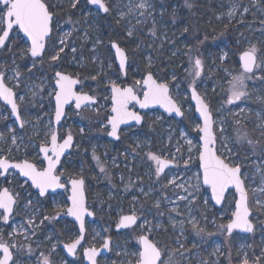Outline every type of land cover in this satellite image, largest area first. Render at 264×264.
<instances>
[{
    "label": "snow or ice",
    "instance_id": "snow-or-ice-1",
    "mask_svg": "<svg viewBox=\"0 0 264 264\" xmlns=\"http://www.w3.org/2000/svg\"><path fill=\"white\" fill-rule=\"evenodd\" d=\"M81 3L82 0H67V7L72 11L68 14L66 23L73 27L69 31L62 32L56 9L63 8V4L55 5L50 0H0V51L11 50L10 44L13 39L11 34L15 33V39L23 41L27 45L21 49L20 58L30 60V63L18 65L14 58L11 66H0V101H3L6 106H10V115L15 117V121L19 125V129L8 127L10 133L8 136L0 133V142L4 145L0 147V177L5 181L9 177L23 178L21 184L36 189L39 197H46L49 192L56 193L58 189L68 194L64 204L53 202L54 214L44 215L38 224L35 217L37 209L33 206L31 199L27 200L26 205H21L18 192L9 187H0V221L4 225L12 227L10 219L14 218L20 207L31 208L33 213L28 216L27 225H22L19 233L17 229L7 233L0 230V264H19L16 252L23 250L24 246L14 241L15 235H24L25 239L30 241L26 250L31 255L33 253L32 244L35 243L31 238L37 236L36 230L45 221H58L62 215L73 217L78 222L77 235L63 247L72 256L77 254L78 248L83 247L82 242L85 240L86 232L85 218L92 217L94 213L87 203L83 170L73 175L66 174L64 169V164L69 162L67 157L72 155V150L79 149L71 127L66 128L62 123L67 118L66 108H73L77 115L85 110L91 111L93 116L89 119L94 117L101 129H107V135L115 140L121 139L122 132L144 124L148 112L141 110H149L158 106L169 116L173 114L177 117L185 116L186 110L184 102L180 99L182 93L179 91V84L173 83L177 81L176 74H170V81L165 76L159 75L158 71H154V58L148 56L142 69L139 64H136L133 69L139 78L129 82L128 70L133 68V64L130 62L125 48L121 47L116 40L110 42L111 49L115 50V60L118 61L120 71V76H117L116 79H112L104 70L105 66L109 69L112 68V61L105 65L98 56H92V62L98 63L99 67L95 74L90 76V79L96 82V88L103 85V90L107 95L101 97L94 88L85 91L84 79L89 77L82 79L79 74L74 75L57 70L61 68V53H64L66 48L70 47L72 53L77 52L76 47L71 46L69 41L74 37L75 32L81 31L79 25L87 23V17L90 15H115L117 24L125 22L128 25L126 35L129 38L134 36L136 25L146 23L147 19L152 17L153 25L149 29V34L152 37H157L156 21L153 16L154 0H85L86 6L83 10ZM184 6L191 9L193 7L192 0H184ZM236 11L237 5L233 4L227 13L229 23L235 17ZM248 11L249 9L244 7L243 12L247 13ZM76 12L81 13L84 17L83 21L72 19ZM172 16L174 23L175 9L172 11ZM133 19L136 21L135 25L132 24ZM261 23L264 24V21ZM91 27L89 25V28ZM184 32H189V28L185 27ZM90 35V32L85 31V40ZM164 40H169L166 33ZM207 40L208 37L205 36L203 40L198 39L197 43L199 46H203ZM169 42L175 43L171 40ZM163 43L164 41H161L160 47H163ZM100 44H103V41L97 38L92 48L93 53L96 51V46ZM185 48L187 50L183 54L188 58L189 65L184 69L189 78L188 90H190L191 100L195 101V111L202 120L201 123L193 125L196 140L189 138L187 132L181 131L180 139L183 144L178 142L175 153L170 150L167 152L165 150L145 152L144 155L150 162L152 185L145 190V187L142 186L143 178H138L141 183L137 187L146 200L154 191L163 192L161 199H156L153 206L159 210L162 200H166L172 205L168 209V220L174 231L179 228L181 236L187 228H190L195 235L201 238L213 235L207 231L208 217L198 211L196 215H193V212L199 207L198 201L203 192L210 193L206 199H203V205L207 207L211 202L214 206H221L222 219L227 218V223L216 224L215 220L211 222L217 232L223 234L226 240L230 239L237 231L253 233L255 225L250 218L253 216V209L264 213V167L257 165L256 171L260 174V183L258 186L252 187L255 180L248 175L245 160H242L236 150L230 147L232 138L226 135L225 122L214 118L205 98L197 91L198 81L204 71L200 48L187 44ZM176 55L177 52L173 51L172 56ZM46 56L47 61H45ZM219 59L221 62L226 61L228 52H223ZM38 62L40 64L46 62L51 69V74L46 75L39 84L26 83L21 69L32 73ZM238 63L239 70L236 72L224 69L229 77L226 81L228 85L226 103L228 105L250 98L247 81L253 79L264 81V54L260 53L255 44L239 51ZM22 88L27 90L24 94H20ZM29 93L32 98L36 96L43 98L45 94L47 95L52 113L46 121L40 116H37L34 122L23 118L21 109L29 101ZM101 99L104 103H100ZM255 100L264 104L262 96H256ZM243 111L241 109V112ZM0 118L6 119L7 117ZM162 119L163 117L157 116L154 123L160 122ZM235 123L237 127L233 142L247 143L252 146L253 154H255L256 145L260 141H254L247 131L241 130L245 126L240 119H236ZM122 125L126 128H122ZM26 128L32 130L27 139L24 135H20V131ZM258 128L261 136H264V124L258 125ZM84 132L85 128L80 127L81 136ZM34 139H38L40 143L34 145ZM171 140L172 136L170 135L169 143ZM29 147L36 148L38 159L14 155L19 153L22 148L27 152ZM142 147L141 142H135L133 153L139 155L137 150ZM182 148L184 151L181 150ZM93 159L97 162L100 172L106 173L107 169L101 164L100 157L95 155L94 147ZM181 164L186 173L191 171L193 166L196 169L184 182H180L179 173L172 174L173 168H180ZM133 183L135 182L130 180V184L126 185V188ZM169 189L180 190L174 193L175 200L167 196L166 193ZM136 201L137 197H133V205L129 214L121 215L116 225L117 230L121 228L135 230L134 226L142 230L141 234L136 237L139 245L138 250L128 253L133 257L128 264H175V254L179 253L180 256H183L184 252L181 249L184 251H188V249L177 240L179 247L171 254L162 250L160 243L155 238H150L151 233L162 225L160 223L152 225L146 216L137 215ZM180 202H184L183 212ZM140 207L143 208V205ZM173 213L175 216L172 215ZM158 215L163 216L164 212L159 211ZM198 216L200 218H197ZM176 217L184 218L177 220ZM97 235L99 234L97 233ZM45 239L51 242L52 237L46 236ZM110 245L111 239L106 237L103 239L101 248L95 246L83 248V256L89 264H99L97 258L102 251H110ZM37 247H39L38 243ZM56 248V244H51L47 254L40 252L38 264H54L52 254L55 253ZM217 254H223L219 247L212 253V255ZM238 256L237 264H264V248H261L259 254L253 252L251 255L247 251L241 250L238 252ZM201 264H208V262L202 261ZM212 264H216V262L214 261ZM229 264H231V255H229Z\"/></svg>",
    "mask_w": 264,
    "mask_h": 264
},
{
    "label": "rangeland",
    "instance_id": "rangeland-1",
    "mask_svg": "<svg viewBox=\"0 0 264 264\" xmlns=\"http://www.w3.org/2000/svg\"><path fill=\"white\" fill-rule=\"evenodd\" d=\"M213 1V6L208 11L214 10V13L208 18L217 24L219 31L229 29L233 35V42L229 44L226 38H222L221 40L217 39L212 43L211 47L200 50L204 61V71L198 81L197 90L208 103L211 100L210 96L216 94L213 102L214 118L225 122L224 126L227 130L226 135L232 138L230 147H233L240 158L245 160L246 171L248 175L255 180L252 187H256L260 183V174L256 171L257 165L264 167V136H261L260 129L258 128V125L264 124V104L256 102L255 97L258 95L264 97V81L255 79L247 81L250 98L238 101L233 105H228L226 103V90L228 88L226 81L229 77L224 69H229L233 72L238 71L239 51L247 48L251 44H255L260 50V53L264 54V24L261 23V21H264V0ZM207 2L210 3L211 1L207 0ZM233 4L237 5V11L235 17L232 18L231 23H229L227 13ZM154 5L155 9L153 16L156 21L157 37H152L149 34V29L152 28L153 25L152 17H149L146 23L136 25L135 34L131 38L126 35L128 25L125 22L120 23L123 28L122 35L118 34L117 28L114 29L112 23L109 24L110 34L108 36L109 38L111 36H119L121 38L122 46L127 51L129 60L133 64V68L128 70L130 81L139 78V76L134 73L133 69L136 64H139L142 69L148 56L154 58V71H158L159 75L165 76L170 81V74H176L177 81L173 83L179 84V91L182 93L180 99L184 102V109L186 110L185 116L177 120L175 117L168 116L159 109L149 110L147 111V119L142 125V129L125 132L127 133V138L130 140L131 146L128 148H119L115 142L108 138L107 129H101L100 124L95 118L89 119L90 116L85 115L86 111L77 115L73 108L67 109V118L62 123L66 128L71 127L72 131L76 132L80 137L77 140L79 149H74L72 155L67 157L69 162L66 163L65 170L68 171V174L73 175L83 170L84 177L86 175L89 176V183L87 185L89 198L87 203L91 209L96 210L99 214L97 220H89V240L83 244L81 250L87 248V245L90 243L92 245L103 244V239L106 238V235H111L113 224L116 221L118 222L123 213L130 212L133 205V197H137L136 210L139 212V215L142 217L146 216L147 219L151 221L152 225H156L157 223L162 225V227L151 233V236L162 245V249L171 254L179 247L177 240L188 249V251L181 249V251L184 252L183 256H180L179 253L175 254V264H201L202 261H207L208 264H212L214 261L216 264H229V255H231V264H237L239 251H247L251 255L253 252L259 254L261 248H264V213H261L255 208L253 209V216L250 217L255 225V231L253 233L243 234L234 232L233 236L226 240L225 236L217 232L211 222L215 220L216 224L227 223V218L222 219L221 206L216 207L211 202L207 207L203 205V199H206L210 195L208 192H203L201 199L198 201L199 207L193 212V215H196L197 211L205 214L209 221L207 231L213 233V235L201 238L195 235L190 228H187L181 236L179 228L174 231L168 220V209L172 207V205L166 200H162L159 210L153 206L156 199H161L163 192L154 191L146 200L137 187V185L141 183L138 178H143L142 186L145 187V190L152 185L153 178H150V162L147 161L144 153L149 150L153 152H159L161 150L167 152L170 150L172 153H175L178 142L183 144V141L180 139V132H187L189 138L195 141L196 133L193 131V125L194 123H200V120L195 115L194 106L190 101V91L188 90L189 78L184 71L185 68L189 67L188 58L183 54L187 50L185 45L193 46L189 36L184 32V28L187 27V21L184 18L186 14L183 8H189L184 6V0H154ZM244 7L249 9L247 13L243 12ZM173 9L176 10L174 23L172 16ZM161 12H163V15H161ZM132 24H136L134 19L132 20ZM66 25L67 24L60 21V29L62 32L69 31L73 27L71 24H68V26ZM84 25V27L79 25L81 28V31H77L79 37L69 41L71 46L76 47L77 52L72 53L69 47L65 49L64 53H61V56H63L67 66L73 70L74 74L80 75L81 69L89 64L94 71L90 75H82L83 79L89 77L88 79H84L85 87L87 89L94 88L100 90V92L105 95L107 93L103 90L104 86L101 85L100 88H96V82L90 79V76L94 75L99 67L98 63L94 64L92 62V56H98L100 60L104 61L105 65H107L109 61H112V68L109 69L105 66L104 69L112 79H116L117 76H120V71L116 65V60L111 48L108 50L109 53L107 55H103L101 52L100 46H104V42L110 45V42L108 39L106 41L102 39L103 22L99 14L89 16L87 23H84ZM89 25L92 26L90 28L92 32L90 31L91 35L85 40L84 32L88 31ZM225 25H227V28H225ZM165 33L169 40L175 42L174 44L170 43L169 40H164ZM97 38L102 40L103 44L97 45L96 51L93 53L92 48ZM13 39H15V36ZM161 41H164L163 47H160ZM138 45H140V47H137ZM173 51L177 52L176 56H172ZM223 52H228V59L221 62L219 56ZM14 58L13 55H11L8 60L0 58V66H11ZM7 61L10 63L9 65H7ZM15 63L23 65L25 63H30V60L23 63L15 58ZM21 71H23L24 74V81L28 84H39L46 75L51 74L40 66L33 69L32 73H28L23 68ZM257 75H260V73H257ZM25 91L27 90L22 88L20 94H24ZM220 94H222V96ZM100 103H104L103 99H101ZM41 105H43V107H41ZM22 107L23 118L33 122L36 120L37 116L43 117L46 121L48 116L52 113V109L48 105V97L46 94L43 98L40 96L32 98L31 93H29V101ZM37 109L40 111H37ZM241 109L244 111L241 112ZM234 113L236 114L235 116L233 115ZM0 114L5 115L4 112ZM157 116H161L163 119L160 122L154 123ZM236 119H240L245 126L241 129L242 131H247L254 141H260V143L256 145L255 154H253L252 146L247 143L240 144L233 142L235 138V128L237 127L235 123ZM94 122L98 125L93 126ZM10 127L19 129L15 119ZM80 127L85 128L83 136L79 133ZM31 131V128H26L20 131V135H24L27 139ZM170 135L172 136L171 143H169ZM137 141L141 142L143 145L142 149L137 150L139 155L134 154L132 151ZM39 143L40 141L38 139H34V145H38ZM3 146V143L0 142V147ZM93 147L95 148V155L100 157L101 164L107 169L106 173L100 172L97 162L93 159ZM181 150L184 151L183 148ZM14 155L26 157L28 159L39 158L36 156L35 147H29L27 152L22 148L19 153ZM75 156L81 157L80 160L76 162V167H74L73 164ZM84 159L87 160V166L83 161ZM195 171V166H193L191 171L186 173L181 164L180 168H173L172 174L179 173L181 178L180 182H184V180ZM130 180L135 183L126 188V185L130 184ZM21 181L22 178L13 179L9 177L8 180L5 181L0 177V187H9L13 189V191L18 192L21 205H26L27 200L31 199L33 201V206L37 209L35 217L38 224L39 221L43 219L44 215L51 216L54 214L53 202L60 204L65 203V198L68 195L67 193L59 192L53 195L49 194L46 197H39L35 189L27 185H22ZM164 182L166 183V180ZM97 187H100L101 190ZM156 187L158 188L159 186ZM179 191V189H169L166 194L169 198L175 200L176 197L174 193ZM183 203L184 202H180L182 212L184 211ZM141 205H143V208L140 207ZM159 211H163L164 215L159 216ZM32 214L31 208L20 207L17 209L14 218L10 219L12 227H8L0 221V230L7 233L12 232L13 229H17L19 233L21 226L27 225V218ZM172 215L175 216V213ZM183 218L184 217H176L177 220ZM197 218L200 217L198 216ZM36 231L37 236L31 238L32 241H35V243L32 244L33 253L31 255L28 254L26 250V246L30 241L25 239L24 235L17 234L14 236V241L24 246L23 250L16 252V258L19 264H38L40 260L39 253L44 252L47 254L51 244L57 245L55 253L52 254L54 264H81L80 258L76 260L67 258L60 247L61 242L67 241L70 236L76 233L72 221L69 218L61 216L58 221H45ZM137 231L141 232L142 230L137 228ZM97 233L99 235H97ZM134 233V230H129L119 236L114 235V238L111 240L112 253L103 258L101 264H128V262L133 259L128 253L135 251L127 252L126 244L130 239L136 238ZM46 236L52 237L51 242L45 239ZM37 237H39V240H37ZM226 242L228 244H226ZM37 243L39 247H37ZM217 247L220 248V252L223 253L222 255H212Z\"/></svg>",
    "mask_w": 264,
    "mask_h": 264
},
{
    "label": "flooded vegetation",
    "instance_id": "flooded-vegetation-1",
    "mask_svg": "<svg viewBox=\"0 0 264 264\" xmlns=\"http://www.w3.org/2000/svg\"><path fill=\"white\" fill-rule=\"evenodd\" d=\"M50 2L51 3H53V4H55V5H60V4H63L64 5V7L63 8H57L56 9V12H57V18L59 19V21H62V22H64L65 24H67L66 26H68V23H66V21L68 20V14L72 11L71 9H69L68 7H67V0H50ZM86 5H85V0H82V3H81V8H82V10L84 9V7H85ZM183 9H185V8H183ZM184 11V10H183ZM184 13L186 14V11H184ZM91 16V15H90ZM99 17H100V19H101V21L103 22V25H102V39L104 40V41H106L107 39H108V41L109 42H111L112 40H116V41H118L119 43H120V46H122V41H121V38L118 36V37H115V36H111L110 38H109V34H110V29H109V24H113V26H114V29H116L117 28V32H118V34L119 35H122V33H123V28H122V26H121V24H117L116 23V17H115V15H109V16H104L103 14H99ZM72 19L73 20H77V19H79V20H81V21H83L84 20V17L81 15V13L80 12H76L73 16H72ZM87 19H89V16L87 17ZM109 22V23H108ZM81 26L82 27H84L85 25H84V23H82L81 24ZM89 32L91 31V29L88 27V29H87ZM92 32V31H91ZM12 35V37H14L15 36V33H13V34H11ZM77 37H79V34L76 32V33H74V37L72 38V39H76ZM17 39H12V41H11V44H10V49H12V47L14 46V44H15V41H16ZM18 41H20V40H18ZM21 43H22V48H24V47H26L27 45L23 42V41H20ZM77 42L79 43V41L77 40ZM106 45V46H105ZM123 47V46H122ZM111 47H110V45H107V43H105L104 42V46L103 45H101L100 46V49H101V52H102V54L103 55H107L109 52H108V50L110 49ZM124 48V47H123ZM112 50V49H111ZM0 52H2V53H6V52H9V55H2V54H0V58H3V59H6V60H8L9 59V57L11 56V55H13L14 56V54L12 53V51L10 50H3V51H0ZM113 52V51H112ZM113 55H114V53H113ZM115 57V56H114ZM27 61H29L28 59H25V62H27ZM10 63L7 61V65H9ZM39 66H40V63L38 64ZM116 65H117V63H116ZM42 68V67H41ZM59 69H61L62 71H66V72H69V73H72V74H74L71 70H66L65 68H64V66H61V68H59ZM75 75V74H74ZM129 75V74H128ZM82 79H83V77H81ZM128 81L130 82V80H129V77H128ZM22 90V89H21ZM84 90L85 91H89L90 89H87L86 87L84 88ZM96 91L101 95V97H103L104 96V93H102V92H100V90H97L96 89ZM105 95H107V94H105ZM210 105V104H209ZM68 108H71V107H68ZM67 108V109H68ZM211 108V107H210ZM5 109H7V110H5ZM22 114H23V107H22ZM149 110H153V109H149ZM149 110H146V111H149ZM67 111V110H66ZM5 113V115H2V114H0V117H7L6 119H3V118H0V132L1 133H3L5 136H8L9 135V132H8V127H10L11 125H12V123H13V121H14V117L13 116H11L10 115V109H9V107L8 106H6L2 101H0V113ZM183 118V117H182ZM146 117H145V121H146ZM178 120V119H177ZM17 123V122H16ZM98 124L97 123H93V126H97ZM17 127L19 128V125H18V123H17ZM122 128H126V126H122ZM143 127L142 126H135V127H133V128H131V129H129L128 131H131V130H139V129H142ZM74 134H75V139H76V142H77V140L79 139V137L80 136H78L77 135V133L76 132H73ZM108 136V135H107ZM108 138H109V136H108ZM110 139V138H109ZM113 141V140H112ZM128 141H129V144H128ZM113 142H115L116 143V145H118L119 146V148H123V147H125V148H128V147H130L131 146V143H130V140L127 138V133H125V132H122L121 133V139L120 140H114ZM125 143H126V145H125ZM74 150V149H73ZM73 150H72V152H73ZM80 156H75L74 157V160H73V164H74V167H76V162L78 161V160H80ZM86 164V166L88 165L87 164V160H83ZM65 166H66V163L64 164V169H65ZM66 171V170H65ZM166 171H167V169H166ZM66 174H68V171H66ZM85 188H86V191H85V195H86V199L88 200V198H89V192H88V187H87V185H88V183H89V176L88 175H86L85 177ZM98 189H100V187H97ZM101 190V189H100ZM59 192H63V190H61V191H58V192H56V193H48V195L50 194V195H53V194H57V193H59ZM104 193V192H103ZM109 201H110V199H109ZM90 210L91 211H93V213H94V218L91 220V219H89V217H86L85 218V226H86V232H85V240L82 242V244H84V243H86L88 240H89V230H88V222H89V220L90 221H93V220H97L98 218H99V214L97 213V211L96 210H94V209H91L90 208ZM124 214H129V213H123L122 215H124ZM137 215H139V212H137ZM63 216V215H62ZM64 217H66V218H69V217H67V216H64ZM70 219V218H69ZM71 220V219H70ZM72 221V225L74 226V230H76V233L73 235V236H70V238L67 240V241H64V242H61V244H60V247L62 248V250H63V252H64V255L67 257V258H70V259H74V260H76V259H78V258H80V260H81V264H86L85 263V257L83 256V250H81L82 248H78L77 249V254L75 255V256H72V255H69L68 253H67V251H66V249L63 247V245L65 244V243H68V242H70L71 241V239H74L75 238V236L77 235V228H78V225L76 224V222L75 221H73V220H71ZM138 223H139V221H138ZM116 225H117V221L113 224V229H112V231H111V235H109V234H107L106 235V237H108V238H110L111 240L114 238V235H120V234H123L124 232H126V231H129V230H133L132 228H124V229H122V230H117L116 229ZM134 228H135V230H134V236L135 237H137L139 234H141V232L139 231H137V228L138 227H135L134 226ZM150 238H154L153 236H150ZM161 238V237H160ZM156 240V239H155ZM157 241V240H156ZM166 243H168V242H166ZM127 252L128 251H137L138 250V248H139V245H138V243H137V240H136V238L135 239H130L128 242H127ZM161 245V244H160ZM92 246H95V247H97V248H100V247H102V244H94V245H92L91 243L89 244V245H87V247H92ZM111 245H110V249H111ZM161 247H162V245H161ZM163 250V249H162ZM112 253V250H110V251H105V252H103L97 259H98V261H99V264H101L102 263V260H103V258H105L107 255H109V254H111ZM81 255H82V259H83V261H82V259H81ZM120 257V256H119Z\"/></svg>",
    "mask_w": 264,
    "mask_h": 264
},
{
    "label": "trees",
    "instance_id": "trees-1",
    "mask_svg": "<svg viewBox=\"0 0 264 264\" xmlns=\"http://www.w3.org/2000/svg\"><path fill=\"white\" fill-rule=\"evenodd\" d=\"M210 1L211 2L208 3L207 0H192L193 7L191 9H186V8L183 9L184 11H186V17L184 18L186 19L187 27L189 28V32H187V35L189 36V39L192 45L198 46L200 50H203V49L205 50L211 47L212 43L216 41L217 39L221 40L222 38H226L229 44H232L233 42V35L229 29H223L219 31L217 24L208 18L214 13V10L208 11L213 6V3H214L213 0H210ZM213 35L216 37H214ZM205 36L208 37V40L205 42L203 46H199L197 43V40L198 39L203 40ZM21 49H22V43L16 40L11 51L14 54V57L19 60V62L25 63V59L22 60L19 56ZM0 54L9 55V52H6V53L0 52ZM45 61H47V56L45 57ZM60 63H61V66H64L66 70H71V68L67 66V63L65 59H63V56H62V60ZM40 67H42L46 72L51 73V69L48 67L46 62L44 64H40ZM71 71L73 72V70ZM93 71L94 69L91 66H89V64H87L84 68L81 69L80 76L82 77V75H88V74L90 75ZM220 95L222 96V94ZM210 97H211V100L209 101V104H210L211 110L214 113L213 102L216 97V94L211 95ZM37 111H40V110L37 109ZM85 111H86L85 112L86 116H90V117L93 116L91 111H88V110H85ZM128 144H129V141H128ZM226 244L228 243L226 242Z\"/></svg>",
    "mask_w": 264,
    "mask_h": 264
},
{
    "label": "water",
    "instance_id": "water-1",
    "mask_svg": "<svg viewBox=\"0 0 264 264\" xmlns=\"http://www.w3.org/2000/svg\"><path fill=\"white\" fill-rule=\"evenodd\" d=\"M122 47V46H121ZM113 50V53H114V56H115V50L114 49H112ZM116 63H117V66H118V61H116ZM190 91V90H189ZM198 91V90H197ZM199 92V91H198ZM200 93V92H199ZM201 94V93H200ZM203 96V95H202ZM190 97H191V94H190ZM190 101L192 102V104H193V106H194V112H195V115H196V117L200 120V123L202 122V120L199 118V114L195 111V101L194 100H191V98H190ZM3 102V101H2ZM207 102V101H206ZM4 103V102H3ZM208 103V102H207ZM208 105H209V103H208ZM9 107V109H10V106H8ZM209 107H210V105H209ZM67 109V108H66ZM152 109H159V110H161L163 113H165L166 115H168V113H166L162 108H159L158 106L157 107H155V108H152ZM211 109V108H210ZM142 112L143 111H146V110H141ZM212 111V110H211ZM213 113V112H212ZM169 116V115H168ZM173 117H175L176 119H178V120H180L182 117H177V116H175L174 114L172 115ZM214 116V115H213ZM14 117V116H13ZM14 119H15V117H14ZM63 122V121H62ZM123 126V125H122ZM121 126V127H122ZM111 140H115L114 138H112V137H109ZM23 179V178H22ZM5 187V186H4ZM36 190V189H35ZM37 191V190H36ZM58 191H61V189H58L56 192H58ZM51 193V192H50ZM217 207V206H216ZM93 212V211H92ZM67 217H69L71 220H73V221H75L74 220V218L73 217H70V216H67ZM94 218V215L92 216V217H89V219H93ZM76 222V221H75ZM76 224L78 225V222H76ZM116 229H117V227H116ZM122 229H124V228H121V229H119V230H122ZM238 233H242V232H239V231H237ZM243 234H248V233H243ZM101 248V247H100ZM103 252H105V251H102L101 252V254L103 253ZM85 263L86 264H89V262L87 261V259L85 258Z\"/></svg>",
    "mask_w": 264,
    "mask_h": 264
}]
</instances>
